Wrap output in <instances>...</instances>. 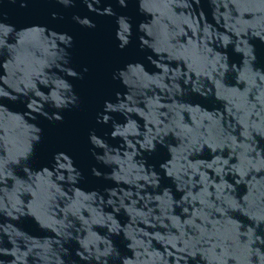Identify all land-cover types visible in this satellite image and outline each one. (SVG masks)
<instances>
[{"label": "water", "instance_id": "water-1", "mask_svg": "<svg viewBox=\"0 0 264 264\" xmlns=\"http://www.w3.org/2000/svg\"><path fill=\"white\" fill-rule=\"evenodd\" d=\"M0 264H264V0H0Z\"/></svg>", "mask_w": 264, "mask_h": 264}, {"label": "snow or ice", "instance_id": "snow-or-ice-1", "mask_svg": "<svg viewBox=\"0 0 264 264\" xmlns=\"http://www.w3.org/2000/svg\"><path fill=\"white\" fill-rule=\"evenodd\" d=\"M128 2L129 0H118L119 5L127 7L128 6ZM127 30L126 26H125V31Z\"/></svg>", "mask_w": 264, "mask_h": 264}]
</instances>
